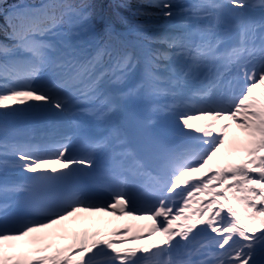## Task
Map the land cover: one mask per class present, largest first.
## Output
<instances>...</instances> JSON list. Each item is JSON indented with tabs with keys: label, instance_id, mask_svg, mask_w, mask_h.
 Segmentation results:
<instances>
[{
	"label": "snow or ice",
	"instance_id": "obj_1",
	"mask_svg": "<svg viewBox=\"0 0 264 264\" xmlns=\"http://www.w3.org/2000/svg\"><path fill=\"white\" fill-rule=\"evenodd\" d=\"M4 2L0 264H264V0Z\"/></svg>",
	"mask_w": 264,
	"mask_h": 264
},
{
	"label": "trees",
	"instance_id": "obj_2",
	"mask_svg": "<svg viewBox=\"0 0 264 264\" xmlns=\"http://www.w3.org/2000/svg\"><path fill=\"white\" fill-rule=\"evenodd\" d=\"M20 0H5L3 6L7 7L10 4L19 3ZM25 3H39V0H24ZM90 3L94 4V13L101 15L105 10L108 17H110L116 26V29L120 32H128L130 24H145L149 19H156L158 16L155 14L156 9L149 7H141V0H89ZM120 4H127L128 9L137 12L136 16H131L129 10L125 8L117 7ZM119 12L123 16L129 18V24H122L115 16V13ZM144 17L145 19H142ZM2 23V20H0ZM129 40L135 39L134 36L129 35Z\"/></svg>",
	"mask_w": 264,
	"mask_h": 264
},
{
	"label": "rangeland",
	"instance_id": "obj_3",
	"mask_svg": "<svg viewBox=\"0 0 264 264\" xmlns=\"http://www.w3.org/2000/svg\"><path fill=\"white\" fill-rule=\"evenodd\" d=\"M183 1H187V0H174L175 3H178V2H183ZM102 15V14H101ZM142 19H145L144 17H141ZM142 26L143 28V31L148 34V35H161V34H164L166 32H168L170 29H169V26L165 23V21L158 17L156 19H149V21H147L144 25L143 24H139ZM155 47V45H154ZM141 74H142V66H138L128 77L126 83L122 84V85H113V86H110V91H112L113 93H118V92H121V91H125L127 90L128 88H133L137 85V83L139 82V78L138 77H141ZM264 90V88H257L255 91L257 92H260ZM137 100H135L134 102L136 103ZM44 127L40 126V125H36L34 126V131L36 133H39L41 131H43ZM233 134H235L236 136H239L240 135V132L239 130L237 129H233ZM140 221V220H139ZM144 221V220H143ZM148 221V220H147ZM124 223L123 220L121 221H115L113 220V224L112 226L113 227H122V224ZM141 226V225H140ZM121 230L123 228H120ZM146 233V231L144 232ZM146 237V236H144ZM160 237L157 235V236H153L151 237L150 239L149 238H145L142 240V244H146V243H153L157 240H159Z\"/></svg>",
	"mask_w": 264,
	"mask_h": 264
},
{
	"label": "bare ground",
	"instance_id": "obj_4",
	"mask_svg": "<svg viewBox=\"0 0 264 264\" xmlns=\"http://www.w3.org/2000/svg\"><path fill=\"white\" fill-rule=\"evenodd\" d=\"M188 2H190V0H187V1H183V2H178V3H188ZM137 78H141V77H138L137 76ZM115 93V92H114ZM140 100V99H139ZM139 100H138V102L136 101V103L133 101L132 103L133 104H135L136 106H139ZM126 223V221H124V223L122 224V227H120V228H123V226H124V224ZM130 223H132V224H135V225H141V226H143V225H148V224H150V222H145V221H143V220H136V221H131ZM144 232V231H143ZM142 233V232H141ZM144 246H146L145 244H143Z\"/></svg>",
	"mask_w": 264,
	"mask_h": 264
}]
</instances>
